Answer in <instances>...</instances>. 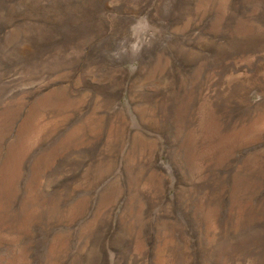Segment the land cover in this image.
Segmentation results:
<instances>
[{
  "label": "rangeland",
  "instance_id": "1",
  "mask_svg": "<svg viewBox=\"0 0 264 264\" xmlns=\"http://www.w3.org/2000/svg\"><path fill=\"white\" fill-rule=\"evenodd\" d=\"M0 264H264V0H0Z\"/></svg>",
  "mask_w": 264,
  "mask_h": 264
}]
</instances>
